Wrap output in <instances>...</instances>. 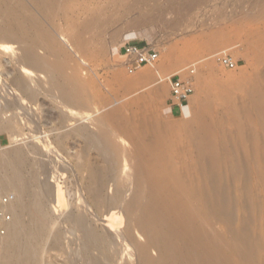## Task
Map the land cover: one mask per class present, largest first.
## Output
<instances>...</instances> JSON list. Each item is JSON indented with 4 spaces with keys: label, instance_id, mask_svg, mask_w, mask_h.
I'll list each match as a JSON object with an SVG mask.
<instances>
[{
    "label": "rangeland",
    "instance_id": "374dc122",
    "mask_svg": "<svg viewBox=\"0 0 264 264\" xmlns=\"http://www.w3.org/2000/svg\"><path fill=\"white\" fill-rule=\"evenodd\" d=\"M3 1L1 9L11 8L12 4ZM32 1L26 3L38 21L57 34V50L41 47L37 51L20 31L0 27V114L15 120L19 130L14 133L20 134L0 128V153L28 151L30 162L23 169L27 182L42 193L41 205L47 215L41 224L44 228L53 225L62 239L48 246L42 264H82L74 247L89 244L88 240L95 245L98 232L106 234L104 244L110 251L104 244L98 246L99 255L91 251L97 255V264H121L109 241L116 237L121 244H130L128 226L138 243L145 245L148 237L139 223L141 210L129 208L122 186L128 183L126 176L135 164L137 170L132 172L137 178L132 180L129 174L135 183H143L142 168L150 171L146 183L162 177L152 166L169 168L167 178L162 177L167 180L165 187L180 190L178 202L202 225L205 243L217 246L229 264H264V0H177L169 5L165 0H147L137 11H128L134 0H55L48 11ZM17 11L30 25L28 15ZM161 12H165L164 19L151 17ZM95 17H99L97 25L86 29ZM126 41L156 49L159 72L148 66L130 74L120 51ZM26 47L34 48L30 58L44 59L45 68H56L54 74L65 91L72 87L75 92H66L74 97L71 103L50 84H43L41 76H34L40 67L33 66V71L15 61L13 51ZM222 55L237 65L225 66ZM46 72L54 77L47 69L41 74ZM24 73L34 78V94L20 86L26 83ZM17 75L21 78L16 81ZM169 75L190 78L195 84L194 94L178 114L171 108ZM84 125L94 131L105 128L122 145L119 166L105 155L101 159L102 175L110 178L101 202L88 189L92 186L88 166L99 157L93 150L85 156V138L75 133ZM60 140L65 145L62 150ZM113 169L123 170L119 183ZM116 195L119 199L113 198ZM69 209L82 218L71 217ZM169 233L176 245L184 243V235L176 229ZM162 251L160 246L152 248L155 264L160 263ZM169 264L176 261L169 259Z\"/></svg>",
    "mask_w": 264,
    "mask_h": 264
},
{
    "label": "bare ground",
    "instance_id": "6f19581e",
    "mask_svg": "<svg viewBox=\"0 0 264 264\" xmlns=\"http://www.w3.org/2000/svg\"><path fill=\"white\" fill-rule=\"evenodd\" d=\"M5 1H7L6 3H10L12 5H10L11 8H8V9H6V8L1 9L0 8V27L5 26V27H8V29H15L17 32L20 31L21 33H23L24 36H26V38L28 37L27 39L31 40L32 45L35 47V49L37 51L39 48L44 47V48L49 49L50 52L51 51L54 52L55 49L57 48V43H58L57 37H56L57 34L55 35V33H54L55 31L53 32V30L51 31L50 29H48L44 22L42 23V22L38 21L39 19L36 16L37 14L35 15L33 8L26 3V0H5ZM33 1H35L36 6L38 5L43 10L46 9L45 11L49 10V9L47 10V8L50 6L49 4L55 3L54 2L55 0H33ZM59 1L60 0H58V2ZM145 1H147V0H134L132 2V4L130 5V7L128 8V11H134L135 9H138V6L142 3H144ZM165 1L169 5L170 3L174 2V1L176 2L177 0H165ZM3 3H4V1H3ZM0 4H2V2ZM57 5H59V4H57ZM7 6H9V5H7ZM54 6H52V7H54ZM13 7H16L18 10H21L23 12L22 14L20 13L21 16L24 14L28 15L27 17H29V19H30V25L26 24V23H24V21H22L21 17L18 15L19 12L17 11L18 13H15V11L17 9H14L15 10L14 11ZM153 8H155V7H153ZM51 9H55V8H51ZM39 10H41V9H39ZM135 11H137V10H135ZM52 12L53 11H51V13ZM139 12L141 13L140 10H139ZM43 13H45V15H46V12H43ZM51 13H49V14H51ZM142 13L139 16H141ZM129 14H131V13H129ZM164 14H165V12L158 13L157 15L152 14L153 16H151V17L164 19L165 18ZM49 16L50 15H48V17ZM52 16H53V13H52ZM139 16H138V19H139ZM145 16H147V15L145 14ZM136 17H137V15H136ZM98 18L95 17V18L89 20L86 23L85 28L86 29H92L94 26H96L97 25L96 23L99 22ZM145 18H143L144 19L143 21H145ZM148 18H150V17L148 16L147 19ZM26 19H25V22H26ZM51 19H54V16ZM141 19H142V17H141ZM133 20L135 21V19H133ZM148 20H146V22ZM134 21L132 22V25H134L133 24ZM140 21H142V20H140ZM45 22H47V21H45ZM136 22L138 23L137 18H136ZM50 24H52V23H50ZM94 24H96V25H94ZM111 27H112V25H111ZM109 28H110V26H109ZM3 29H5V28H3ZM119 29L115 30L116 33L117 32L120 33L119 31L122 28L120 30ZM108 30H110V29H108ZM118 33L116 35H118ZM0 34H2V33L0 32ZM16 34H18V33H16ZM23 38H25V37H23ZM106 38H108V37H106ZM17 40H19V39H17ZM106 43H107V41H106ZM21 47H23V46H21ZM32 50L34 52V48ZM32 50H30L29 47L21 48V49L18 48V50L13 51L12 56H14V59L17 63L25 64L31 70H33L32 69L33 66H34V68L37 66L40 67V68H35L36 69L35 71L33 70L35 73L34 76H37V75L41 76V78L40 77H36V78H40L41 79L40 81L43 84H50L53 88L57 89L60 92V94H62V99L65 100L67 98L68 102L70 101V103H71V101H73L74 97H73V95H71V97H69L70 94H67L68 93L67 90H69V89H67L65 91L64 84H62L61 82L58 81L60 78L57 79V76L54 74V72H55L54 70L56 68L54 69V66H51L53 68H45L46 62L44 59L43 60H38V59L33 60L32 58H30V52L32 53ZM36 58H34V59H36ZM157 65L158 64H156L154 67H151V68H154L156 71L159 72V68ZM44 69L49 70V72L51 74H54V77L49 76V74L47 72H46L47 74L42 75L41 73H42V71H44ZM38 70H40V71H38ZM56 71L58 72V70H56ZM60 72H62V70ZM24 74H25V77H27V79H25L26 83L21 81L23 83L20 86H23L24 89H22V90L29 92V94H34L36 89H37L36 85L33 84V83H35L34 78L32 75H30L28 73H24ZM19 75H17V77ZM20 76H22V75H20ZM170 77H171V75H169L167 78L169 79ZM19 78H21V77H18L17 79L15 77V80L17 81ZM36 81H37V79H36ZM60 81H61V79H60ZM70 82H71V79H70ZM38 85H40L39 81H38ZM66 86H68V85H66ZM81 86H83V85H81ZM68 87H70V86H68ZM70 88H71V90H73L72 87H70ZM48 90H49V88H48ZM48 90H47V93H48ZM71 90H69V91H71ZM49 92H51V91H49ZM56 92H54V93H56ZM72 92H75V91H71V93ZM54 93H53V95H54ZM78 95H80V94H78ZM63 97H65V98H63ZM52 98H55V97H52ZM76 98H78V97H76ZM13 100H15V99H13ZM55 102H57L56 98H55ZM57 103H60V105H62L61 100H60V102L58 101ZM72 104H74V103H72ZM68 113H70V112H68ZM11 114H13V113H11ZM18 118H20V117H18ZM19 121H20V119H19ZM15 123H16V121L13 120L11 117H9V118L3 117L2 114H0V128L2 130H6V131L10 132L11 134L15 135L14 132H16V129H18V128H16L17 123L16 124ZM33 123H35V122H33ZM35 128H36V126H35ZM99 128L100 129L98 131H94V130L89 129L86 125H84L83 127H80V128L77 127L76 128L77 131H75L77 137L85 138V146H84V150H83L84 155L87 156L93 150L96 152L97 157H99V160L97 162L88 166V169L90 170V174H89L90 177L88 176L89 177L88 179H89L90 183L92 184V186L90 185L88 187V189L90 191L89 193L92 194V198L94 200H96L97 202L103 201V199H104L103 194L105 193L103 191V189H104L105 185L110 182L109 181L110 178L108 179V177H105L104 175H102V167L103 166L101 165V163H102L101 159L105 155V157L109 158V161L111 162V164H114V165L117 164V166H119L120 162L122 160V155H123L121 143L118 140L117 141L113 140L111 138L110 132H108V130H106L105 128H103L101 126ZM37 131H38V129H37ZM39 131H40V129H39ZM18 135H20V134H18ZM23 136H21V138ZM26 137H27V135H26ZM17 141H18V139H17ZM58 144L60 145V147L59 146L58 147L61 148V149L58 148L59 150L64 149L65 145L63 144V141L60 140L58 142ZM7 147H9V146H7ZM15 147H17V146L15 145ZM105 148L107 149L106 152L103 151ZM17 149H18V147H17ZM30 152H34V151L31 150ZM35 152H36V150H35ZM27 155H28V151L25 149L24 150L18 149V150H14L11 152L8 151V152L0 153V179H1L0 181H2L4 187L14 189V191L18 195L17 200L11 205L12 212L14 213V219L11 223L9 233L6 237L4 249H3V252L0 256V264H42L43 254H44L45 250L48 248V246L52 242L57 245L61 239L60 235L58 234V230L53 225L49 228H44L43 225L41 224V221L44 219V217L47 214L45 213V211L41 205L42 204V193L39 192L38 190L34 189V187L27 182V177H26V174L24 173V169H23L24 166L30 162V160L27 158ZM43 160H45V159H43ZM57 161H58V159H57ZM32 163L33 162H31V165H32ZM136 167H138V165H136V164L132 165L131 171L126 176L128 178L127 179L128 183L125 184L122 182L124 185H122V184L121 185L123 186V188H125V193H126L124 201L127 202V200H129V202H130L129 208L130 209L139 208L141 210L139 223L142 226L144 235H146L148 237V241L145 243V245H144V242H143V245L138 243L139 240L137 241L136 237L131 233V227L130 226H128V228L126 229L127 233L129 234L130 244H127V245L121 244V241L117 240L116 237L110 239L109 242H110L111 247L113 248L112 250H115L120 255L121 264H155L153 262L154 258L152 259V256H151V250L154 246H160L163 250L159 264H169V259H174L176 261V264H229L228 260L219 254V252H218L219 249L217 246L211 245L207 242L205 243L204 231H203L202 225L195 218H193L189 213L186 212V207L181 205V202L180 203L178 202L179 200L177 199L178 198L177 195H178V191H180V190L179 189H173V190L169 189L168 190V188L165 187L167 184L166 183L167 182L166 174L168 173L169 168L165 167L163 170H159V168L157 166H152L156 170V173L160 172L162 177L166 176L165 180L161 177L157 181L153 180L152 183L151 182L146 183V181H144V178H147V175L149 174L150 171L146 168L145 169L142 168L143 171H140V172H142V174H140V175H142L143 183H139L137 181L138 182V186H137L138 188H137L135 185L137 182L136 183L134 181L131 182L130 178H129V174H131L132 175L131 179L134 180L135 175H133L132 171H134V169ZM120 168H122V167H120ZM152 169H151V171H153ZM136 170H137V168H136ZM122 171H123L122 169L121 170H118V169L114 170L113 169V178L118 181L119 177H121V175H122ZM105 172H107V171H105ZM134 173H135V171H134ZM106 174L108 175V173H106ZM135 177L137 178V176H135ZM136 178H135V180H136ZM120 179H122V178H120ZM133 182H134L135 187L133 186ZM117 183H119V181ZM130 183H131V186H129ZM107 185H109V184H107ZM107 188H108V186H107ZM121 188L119 190H117V191L115 190V191L116 192L119 191L118 193H120ZM52 189L53 188L51 187V190ZM69 189H71V188H69ZM105 189H106V187H105ZM60 191H62V190H60ZM75 192H76V190H75ZM70 193H71V191H70ZM122 196H124V195H122ZM115 197L119 199V195H118V197L116 195L113 198H115ZM106 199H107V196H106ZM70 200H72V199H70ZM73 201H75V199ZM79 201H80V198H79ZM107 201H108V199H107ZM120 201H121V199H120ZM129 202H127V204ZM122 203H123V201H122ZM82 206H83V204H82ZM82 206H79V207H82ZM111 206H113V204ZM114 206L116 207L115 204H114ZM79 207H77V208H79ZM83 208L85 209V207H83ZM126 211H127V207H126ZM78 212H77V214H78ZM68 213L71 217L76 216V213L72 209H69ZM128 214H129V212H128ZM76 217L80 218L78 216H76ZM85 218H86V216H85ZM85 220L87 221L88 219H85ZM88 226H91L90 223ZM78 229L79 228H77V230ZM89 229H90V227H89ZM89 229H88V231H89ZM172 229H176L178 233L184 235L185 238H184V243L182 245L179 246V245L175 244L174 238L171 237L172 235H170V233H169ZM77 232H79V231H77ZM91 233H89V234L91 235ZM95 233H93V234H95ZM70 237L72 238L71 235H70ZM94 237H95V241H96L95 245H92L93 242L90 243V241H92V240L89 241L88 237H87V240H88L90 245L86 242L87 241L86 240L85 241L86 244L82 243L84 245H81V246L79 245L80 248L75 249V247H74V250H77V252L80 255V257L77 259H78V261H81L82 264H97V262H98V260H96V259H98V258H96L97 255H99L98 254V246H101L102 244L105 243L106 234L98 232L95 234ZM74 238H75V236H74ZM79 240H81V239H79ZM82 240H85V239H82ZM103 246L105 249V246H107V245L104 244ZM107 248H108V246H107ZM107 248H106V250H107ZM101 250L99 249V251H101ZM108 250H109V248H108ZM91 251H95V253L97 255L93 256L94 254H91L90 253ZM102 253H103V251H102ZM105 254H107V252H105ZM105 254H102V256L104 258L107 257V256L106 257L104 256ZM100 260H102V259H100ZM106 260L107 259H105L104 262H106Z\"/></svg>",
    "mask_w": 264,
    "mask_h": 264
},
{
    "label": "built area",
    "instance_id": "2783aa9c",
    "mask_svg": "<svg viewBox=\"0 0 264 264\" xmlns=\"http://www.w3.org/2000/svg\"><path fill=\"white\" fill-rule=\"evenodd\" d=\"M121 54L125 57V67L130 74H135L145 67L158 64L159 53L149 44L126 41L120 46ZM221 62L225 66L235 67L237 62L228 55H222ZM193 72V71H192ZM171 87V101L183 109L195 92L194 81L181 76L169 78ZM17 200V194L4 187L0 182V256L3 252L6 237L14 219L11 205Z\"/></svg>",
    "mask_w": 264,
    "mask_h": 264
},
{
    "label": "crops",
    "instance_id": "0c3cea01",
    "mask_svg": "<svg viewBox=\"0 0 264 264\" xmlns=\"http://www.w3.org/2000/svg\"><path fill=\"white\" fill-rule=\"evenodd\" d=\"M171 108H172V111L175 113V114H178L179 112H181L183 109H180L177 105H175L173 102L171 104Z\"/></svg>",
    "mask_w": 264,
    "mask_h": 264
}]
</instances>
